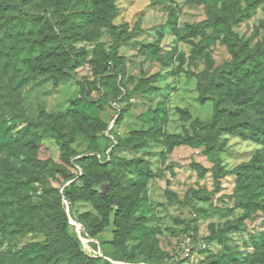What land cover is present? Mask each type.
<instances>
[{"label": "rangeland", "instance_id": "rangeland-1", "mask_svg": "<svg viewBox=\"0 0 264 264\" xmlns=\"http://www.w3.org/2000/svg\"><path fill=\"white\" fill-rule=\"evenodd\" d=\"M0 2V27L25 50L7 54L0 45V216L34 229L13 238L9 226L0 227L1 264H20L24 247L49 239L55 221L47 204L58 199L69 234L97 264H264V175L236 172L263 165V146L223 133L231 125L216 118L256 120L241 104L249 78L236 87L226 81L238 66L264 61V0ZM39 15L50 24L35 21L20 47L18 27ZM198 27L205 35H191ZM51 32L55 57L72 60L65 75H38L36 56L28 59L26 48ZM76 100L82 114L109 125L104 134L74 136L78 125L64 114ZM195 120L209 148L164 143L168 135L195 136ZM153 128L161 141L135 136ZM118 135L109 164L86 161L107 155ZM132 160L147 171L136 173ZM96 171L120 177L135 223L118 249L109 245L111 227L91 237L92 221L103 219L93 204L66 201V190ZM95 189L107 194L108 184Z\"/></svg>", "mask_w": 264, "mask_h": 264}, {"label": "trees", "instance_id": "trees-1", "mask_svg": "<svg viewBox=\"0 0 264 264\" xmlns=\"http://www.w3.org/2000/svg\"><path fill=\"white\" fill-rule=\"evenodd\" d=\"M0 2V7H1ZM103 18V17H102ZM33 20V21H32ZM30 22H25L20 25L18 28V35L20 36V47L24 46L25 39L32 35V32H27L28 30L32 31L35 29L37 24L34 22H41L44 24H50V20L47 17L37 16L32 17ZM4 30L3 34L0 31V45L7 48V54L9 53H20V56L23 55L24 48H19L17 43L11 44V39L13 32H8L7 29ZM54 31V30H52ZM205 35V32L200 31L199 27L191 30V35H196L197 33ZM52 32L50 36H45L36 46H31L27 49L28 59L32 56H36L38 64L33 66V71L38 75L45 73H57L65 75L66 71L71 67V57L67 55V58L57 59L55 57V43ZM3 49V48H2ZM75 59V58H74ZM26 58H24V61ZM78 64V62H76ZM77 66V65H76ZM74 66V67H76ZM233 80H227L226 83L230 87H236L241 85L245 79L249 78L247 89L248 97L241 101L244 109H251L256 112V120L252 123L238 121L237 115L230 113L231 117L235 118L236 123H229L226 121L225 115L217 116L218 121H223L224 123L231 125L228 128L223 130V133L230 135L232 137H239L243 140H253L263 146L264 150V82L259 81L264 78V61H260L257 58H254L252 61L238 66L233 72ZM253 91V93H251ZM254 91H260V94H256ZM81 103L79 100L72 102V108L69 109L64 117L70 121L76 122L78 125V130L74 133V136L77 134H83L87 137L94 138L97 134H104L109 125L98 119H93L85 114H82ZM118 119L122 115V110L117 109ZM229 115V116H230ZM117 121V120H116ZM200 122L193 121L192 128L194 130L195 136H183L180 134L168 135L163 141L166 145L172 147H178L181 145L196 146L201 147L206 145L210 147V137L200 134ZM156 128L148 132H136L135 136L144 138L149 137L157 139L158 141L162 138H159L156 133ZM120 144V138L118 136H113L110 142V148H112L107 155L99 156H90L85 158L86 161L90 164L106 166L109 164V156L114 153ZM64 157L67 162L70 161L73 154L67 153ZM143 161L132 160L130 165L133 167L136 173H144L147 169L143 165ZM252 164V163H251ZM242 166L236 170L238 175L242 179H248L250 176L252 178L262 177L264 175V164L260 165H251ZM259 166V167H258ZM241 180V179H240ZM107 183L108 184V193H102L99 190L95 189V186L98 183ZM122 189L121 179L117 174L112 172H92L84 175L81 178V185L73 184L65 192V197L68 206H71L76 203H91L97 210L98 214L102 216V220L95 219L91 223V237L96 238L101 233L105 231L107 227L112 228L113 238L109 245L118 249L125 245L128 237L132 234L135 229V223L132 219V213L127 208V204L124 198L120 195ZM61 205H66L65 202H62L58 199L56 202L48 203L47 208L53 214L55 221V231L51 232L48 235V240L45 242H35L30 243L24 247L20 254V264H55L54 259L57 256L62 254L67 255V264H97V260L85 254L78 242L76 237H73L68 232V216L61 209ZM10 220V216L2 215L0 216V227H10V236L13 238H23L32 234L34 232L33 228H26L21 222H15L7 224V221ZM257 248L260 246L257 244ZM264 247V240L262 246ZM1 261V260H0ZM2 262V261H1ZM1 264V263H0Z\"/></svg>", "mask_w": 264, "mask_h": 264}, {"label": "built area", "instance_id": "built-area-1", "mask_svg": "<svg viewBox=\"0 0 264 264\" xmlns=\"http://www.w3.org/2000/svg\"><path fill=\"white\" fill-rule=\"evenodd\" d=\"M110 129V128H109ZM109 153V152H108Z\"/></svg>", "mask_w": 264, "mask_h": 264}]
</instances>
